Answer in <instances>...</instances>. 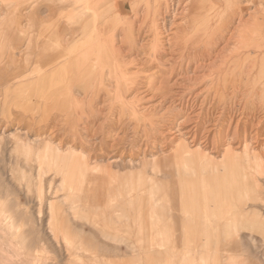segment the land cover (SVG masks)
<instances>
[{
    "label": "rangeland",
    "instance_id": "374dc122",
    "mask_svg": "<svg viewBox=\"0 0 264 264\" xmlns=\"http://www.w3.org/2000/svg\"><path fill=\"white\" fill-rule=\"evenodd\" d=\"M98 1L117 4V0ZM177 1H174V7H170L166 22L162 17H158V24L165 22L169 33L180 31L184 23H188V17H184L182 11L186 9L188 12L189 7L185 5L186 3L178 5ZM243 1L245 3L242 7H250L245 14V16L250 15L246 17L248 24L244 30L237 31V42L232 41L229 47H225V51L223 47L226 39L235 31L238 17L244 14L241 9L235 10V0L222 2L224 5L208 0L200 6L198 12H202L204 17L198 27L203 31L199 32L201 36L196 44L193 42L195 49L192 46L191 51L189 47H186L188 50L183 51L180 38L166 37L168 34L161 36L163 43L169 39L168 44H162L161 50L164 49V52L167 51V56L173 57L172 63L177 68L174 78H170L167 71H162L160 74L162 81L151 79L155 84H161L167 78L171 81L168 83L170 94L167 95L166 101L163 104L161 100L155 103H159L160 108L153 115L154 129L150 133L152 136L150 141L155 138L159 141L163 140L166 129L177 128L194 111L201 114V122L207 125L210 123L208 126L214 124V120H217V126L225 122L224 120H226L224 125H227V120L234 115L233 120L240 121V126L245 130L247 121L246 117L242 116L243 113L247 115V111L250 110L251 113L256 114L261 110L259 115L264 117V109H262L264 94L256 95L253 91L262 88L264 82L255 85L254 81L243 78L240 70L239 79H235V85H231L226 76L229 72L227 74L221 72L228 68V65L230 67L237 62L238 59H231L234 50L243 51L250 35L259 33L262 27L264 30V0H253L254 3L252 0ZM47 3L52 8L46 12L44 10ZM70 3L71 0H0V264H264V174L260 175V178L252 172L251 179L247 177L250 182L258 185L259 189L254 196L245 198L242 205L240 204L244 220L239 221L237 229L224 230L223 224V228L215 224V218L221 217V214L212 213L217 210L215 203L202 204L198 200L199 193L197 191L193 193L198 177H179L177 169L154 174L152 169L150 170L151 167L146 169L142 177H130L131 172H140L142 167L136 165L138 162L135 163L136 166L127 164L128 158L118 162L119 154L103 164L108 167L107 172L110 177H94L101 182L99 192H88L86 182L83 199L86 202L90 201L91 205L85 204L83 207V204L79 203L82 197L77 198V193L73 191H71L73 198L69 200L68 187L71 183L75 186L79 177L59 176L54 161L41 152L45 142L38 143L37 139L42 137L50 147L61 146L64 150L70 146L84 147L88 153L98 155L99 152L94 147L96 138L87 132V127L96 128L99 123L106 122L107 129L111 127V129H119L117 111L111 110L110 101L104 95L92 104L88 98L85 101L86 95L75 86L69 87L68 93L59 95L54 110L50 109V103L41 99L16 97L12 91L7 92V90L30 85L49 75L56 69L50 58L59 59L63 52L64 58L58 61L64 63L74 57L69 53L73 47L78 49V55H82L81 53L88 51L92 45H96L94 41V43L83 42L82 30L77 22L76 35H79L71 37L74 31H71L68 24L65 25L64 20L60 22L64 26L56 31L58 37H61L60 44L55 45L56 52L52 56L41 58L36 51L43 45V41L36 37L40 33L42 24L39 23V19L46 22L48 17V20L51 19L55 13L59 14L60 10H63L64 14L72 15V11L76 15L77 11L72 10ZM36 5L40 10L37 14L34 13L37 9ZM143 7L145 9L144 4ZM133 8L128 12L125 11L130 23L135 22ZM174 9H178L181 14L174 16ZM133 24L127 26L128 30ZM13 34L19 38L8 44L5 39L12 38ZM208 34L213 37L210 38ZM73 38L76 39L74 44L71 41ZM206 46L212 49L209 50ZM19 52H23V55ZM28 55L32 58L30 59ZM138 55L137 60H146L147 55L145 56L144 50ZM25 57H28L29 61ZM242 60H244L243 55ZM253 60L255 61V57ZM262 60L263 58L260 57L255 62L258 66L264 67ZM200 63L202 66L196 73L195 69ZM243 64L242 61L240 65ZM36 65L39 67L38 73L35 71ZM150 76L149 73L142 76L137 82L138 87L144 86ZM74 102L84 103L82 107L75 108ZM65 105L68 107L61 109ZM167 110L169 111L166 112ZM143 135L144 133L138 135L139 144L143 140L148 142ZM198 136L204 137V127ZM168 148L170 147H165L166 154L169 153ZM200 148H203L207 154L213 153L211 149L204 148L201 141L193 147V150ZM125 160L127 161L124 162ZM92 178L88 177V180ZM189 186L193 187L192 192ZM86 193L88 194L85 195ZM94 195L102 197L94 198ZM239 203L236 201L233 205L238 206ZM89 205L92 207L89 208ZM234 214L236 215V213L227 217L225 215V221L231 222L235 217ZM203 216L208 218L205 219Z\"/></svg>",
    "mask_w": 264,
    "mask_h": 264
},
{
    "label": "bare ground",
    "instance_id": "6f19581e",
    "mask_svg": "<svg viewBox=\"0 0 264 264\" xmlns=\"http://www.w3.org/2000/svg\"><path fill=\"white\" fill-rule=\"evenodd\" d=\"M174 1L176 0H117V4L114 5L110 2L104 3L102 1L87 0L86 2L87 5L84 7L83 10L86 16L84 17L85 21L82 31V37H83L82 39H84L83 42L94 41L96 45H92V47L90 46L91 48L85 53L83 52L84 54L81 53L82 55H78L77 54V52H79L78 49L73 47L69 51V53H71L74 57L69 61L64 60L65 61L64 63L63 62L60 63L58 61L59 59L62 60V58H64L63 52L61 53V55L59 54L60 55L59 59H57L56 57L50 58V61L52 59V64L55 65L56 69L52 71L49 75L36 80L34 83H31L30 85H24L14 90L9 89L7 90V92L12 91L16 97H31L35 99H41L46 103H50L51 104L50 109L54 110L56 108V102L59 99V95L63 93L64 94L68 93L69 87L75 86L86 95L85 101L88 98L90 100V103L92 104L97 98H101L104 95L110 101L111 110L117 111L118 114L117 126L119 127V129H114V128L111 129L112 127L107 129L106 122L99 123L96 128H94L93 126L92 127L93 129L90 126L87 127V132L89 134H92V136L96 138L94 139L95 142L94 147L96 150H98L99 152L98 155L88 153V151H86L84 147L77 148L74 146L72 147L70 146L67 150H64V148H61V146H57L56 148H54V146L50 147L49 144L46 143V141L42 137L38 139L36 138L38 143L45 142L43 143L45 144V147L43 146L44 149L42 148L43 150L41 149V152L44 153L46 157H50L54 161L56 165V173L59 176L62 175V177H79L78 178L79 180L75 186H73L71 183L68 187L69 190L68 192H70L68 196L69 200L73 198L72 197L73 194L71 195V191H73L77 193V198H79L80 196L82 197L81 200L77 199V201L78 200L81 201L79 203L83 204V207L85 206V204H90V201L86 202L83 199L86 182L88 185L87 188L88 192L90 193H92L93 191L99 192L101 182H98L94 177H110V174L107 172L108 167L106 168L103 164L104 163L106 164V162H109L111 159L113 160L119 154L118 162H121V160L128 158L129 161L127 162V164L129 163L133 166L138 165L142 167L140 169V172L137 173L131 172L129 174L130 177H142V174L144 172L146 173V169L150 167H151L150 170L152 169L154 174L158 172L161 173L162 171L167 172V170H171V169H177L178 172L177 175L179 177H183V178L198 177V179H196L197 184H194L195 188L193 193L195 191L199 193L198 200H200L199 202H201L202 204H206L208 202L215 203L217 210L212 213L214 214L217 213V215L221 214V217L215 218L216 220L215 224L218 227H222V228L224 225V230L229 228L237 229L239 221L244 220L243 213L240 211L243 200L245 198L247 199L249 197L254 196L256 191L259 189V187L257 188L258 185L256 186L255 184L250 182L251 180L249 179H251L250 178L251 174H253L254 172L257 174V176L260 175L262 176L264 174V117H261L259 115L261 114V110L260 113L256 112V114L251 113L250 110L247 111L248 112L247 115L246 114L244 115V113L242 114L243 117H246L245 118L247 121L245 123V125L247 126L246 130L244 129V127L240 126V121L237 122L236 119L233 120L234 115H232L229 118L231 120L229 119H228L229 121L227 120V125H224L226 123V120H224L225 122L220 123V125L217 126V120H214L213 121L214 124L208 126L210 123L207 125V123L203 121L201 122L200 121L201 114L199 112L194 111L192 112L191 115H189L188 119L184 120L183 123L178 125L177 128L166 129L165 135H163L162 138L163 140L159 141L157 138H155L153 141H150L152 137L150 136V133L154 129L153 115L154 112L158 108H160L158 107L160 104L159 103L155 104V103L158 100H161L162 104L166 101L167 95L170 94V87L168 86V83H170L171 81L170 78H174L175 71L177 68L172 63L173 57L171 55L167 56L168 55L167 51L164 52V49L161 50V47H163L162 44L165 43L168 44L169 41L168 39L163 43V40H161V36L163 34H168V36L166 37L172 36V37L180 38V44L183 48V51L188 50L186 49V47H189V50L191 51L192 46L194 48V45L197 43V39L200 38L201 36L199 32L203 31V29L199 28L198 25L202 21L204 14L198 11L200 10V6L202 4L208 2V0H178L177 1L178 5L186 3L185 5L189 7L188 12L186 11V9H183L182 11V13L184 12L183 13L184 17L185 16L188 17V23L186 24L184 23V26L181 27L180 31L169 33L167 31V25L165 22L167 21L166 18L169 15L170 7L171 6L174 7ZM227 1L214 0V2L219 5L220 4L224 5L222 2H227ZM48 3L45 4V6H47ZM244 3L245 2L243 0H235L234 2L235 10L239 11L241 9L242 13L244 12V14L238 17L237 27H235L236 28L235 31H233L226 39V42L223 47V51H225L224 50L225 47H227L229 44H232V41L235 42L236 40L237 42L236 39L237 31L244 30L248 24L246 17L250 15L245 16V14L247 8L250 7L247 8L242 7ZM143 4L145 5V9L143 7ZM56 6H58V4ZM186 6L184 7L186 8ZM217 7L219 8V6ZM130 8L131 9L133 8V12L135 13L134 15L136 16V17L134 16L135 17V22H133L134 24L130 23L129 19L125 17L126 16L125 13L130 11ZM82 9L83 6L80 7L75 5L72 10L77 11L76 15H74L73 14L74 12H72L71 10H69V12L71 11L72 15L70 13L64 14V11L60 10L58 12L59 14L55 13L53 17H51V19L48 20L49 18L48 17L47 18L48 22L47 21L43 22V19H39V23L41 24L42 22V24H41L40 33L36 37H38L40 40L43 41V45L42 47L40 46L41 48L36 51L40 54L41 58L44 57L46 58L49 55L52 56V54L56 52L55 45L56 44L59 45L60 44L59 42L61 41L60 40L61 37L60 38L58 37V32L56 33V31L60 30V28L64 26L63 23L60 24V22H63L65 20V25L68 24V26L71 27V31H74L71 37L79 35V34L76 35V29H77L76 18L81 12H83ZM140 11H142V13ZM173 13L174 16H178L181 14V12H179L178 9L176 10L174 9ZM218 15H220V13ZM222 16L223 15H221V17ZM121 17H123L125 21L123 20L122 22H120L119 20ZM158 17H162V20L165 22H161L160 24H158V19H159ZM56 18L58 19L55 20ZM29 24H27V26H29ZM130 24H133V26L130 30H128L129 27L127 26ZM5 26L7 27V24ZM120 29H122V31H120ZM262 29L263 27L261 28L259 33L257 32V33H253V35H250L247 42L245 43V48L243 49V51L234 50L233 53L231 52L232 53L231 59H238L237 62L232 64L230 67L228 65L230 63L229 62L227 64L228 68L221 70L222 74H227L229 72V74H227L226 76L228 77L227 80L231 85H235L234 84L235 79L237 78L239 79L238 71L240 70H242L240 74L243 76V78L247 79L248 81H254L255 85L264 82V67L258 66V64L255 62L260 57H262L264 60V56H263L264 30ZM13 31H15V29ZM2 37H4V35ZM17 37L18 36L14 35L12 38L5 40L8 44H10L13 43ZM209 37L211 38L213 36L210 35ZM145 39H147L146 42ZM75 40L76 39L74 38L71 40L73 41V44ZM206 40L208 39L206 38ZM193 42H195V44ZM242 45L243 44H241V46ZM6 48L8 49V47ZM207 48L209 50L212 49V47H207ZM2 49L3 48H1V50ZM143 50L145 51V56L147 55L146 60L145 61L137 60V58L139 57L138 54L141 53ZM36 51L34 50V52ZM187 52L188 51H186V53ZM22 53L19 52V54ZM192 55L191 58L193 60ZM242 55L244 57V60H242ZM28 57H30V59L32 58L29 55ZM28 57L25 58L27 59ZM254 57H255V61L253 60ZM27 60L29 61V59ZM242 61L245 64V65L243 64V66L240 65ZM55 62L57 63L55 64ZM4 63L5 61L3 62V64ZM32 64H34V62H32ZM201 66L202 63H200L198 67L195 69L196 73L200 70ZM1 68L3 67L1 66ZM179 68L181 67L179 66ZM38 69L39 67L36 65L35 71L37 73H38ZM162 71H167L170 78L169 79L167 78L166 79L167 81L164 80L163 83L161 84L153 83L152 80L154 79L152 78H156L159 81L162 79L160 76ZM146 73H149L151 75L150 78L147 79L146 82L144 81L145 82V84H143L144 86L138 87L137 85L138 80H140V78L144 76ZM38 77L39 76H36V78ZM253 91L256 95L259 94L262 95L264 94V86L260 89H254ZM204 92L206 91L204 90ZM83 103L84 102H80V103L74 102L75 108L82 107ZM66 107L68 106L65 105L61 109H64ZM262 109H264V107ZM168 111L169 110H167L166 112ZM65 123L68 124L67 121ZM203 127H204V137L200 138L198 134ZM140 133H144L143 137L148 142H144V140L140 144L139 142H137V139L139 137L138 135ZM128 135H131L133 137L129 138ZM217 135H219V137H217ZM199 141H201V143L204 144V148L206 147L208 149H211L213 153L207 154V152L203 150V148L193 150V147H195L199 143ZM126 142H128V144H126ZM165 147H170L168 148L170 149L168 154L165 153L166 152ZM126 161L127 160H125L124 162ZM88 177H93V178L92 180H88ZM247 177H249V179ZM186 180H188V178ZM191 188L193 187L189 186L190 192H192ZM87 194L88 193H86L85 195ZM99 197L102 196L94 195V198H99ZM103 201L107 202V200H103ZM236 201L237 203L240 202L238 206H236L237 204L233 205V203ZM90 205L89 208L92 207ZM89 208L87 207V209ZM147 209H148V205H147ZM202 213H205V211H202ZM233 213H236V215L234 214L235 215L234 219H232L231 222L225 221L226 218H224V216L226 215L227 217V215L229 216V214H231L232 216ZM203 218L207 219L208 217L203 216ZM222 219H224V221ZM206 222L207 221H205L204 224H206Z\"/></svg>",
    "mask_w": 264,
    "mask_h": 264
},
{
    "label": "crops",
    "instance_id": "0c3cea01",
    "mask_svg": "<svg viewBox=\"0 0 264 264\" xmlns=\"http://www.w3.org/2000/svg\"><path fill=\"white\" fill-rule=\"evenodd\" d=\"M72 1V3H70V7H74L75 5H77V6H80V7H82L83 6V9H82V11L84 10V7L87 5L86 4V2H87V0H71ZM96 1H98V0H96ZM82 4V5H81ZM50 5V4H49ZM49 5H47V6H45V10L44 11H48V9H51L52 8V6H49ZM36 8L37 9H35L34 10V13L35 14H37V12L39 13L40 12V10H38V7H37V5H36ZM81 17H77L76 19H77V23H79V27L81 28V30L83 31V26H84V17L86 16L85 15V13H84V11L83 12H81L80 14H79ZM125 16V15H124ZM126 18H127V16H125ZM83 19V21H82V19ZM125 21V19L123 18V17H121L120 18V22H122V21ZM82 21V22H81ZM82 26V27H81ZM81 36H82V34H81Z\"/></svg>",
    "mask_w": 264,
    "mask_h": 264
}]
</instances>
